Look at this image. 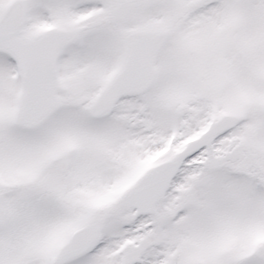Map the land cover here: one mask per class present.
<instances>
[{"label":"snow or ice","instance_id":"snow-or-ice-1","mask_svg":"<svg viewBox=\"0 0 264 264\" xmlns=\"http://www.w3.org/2000/svg\"><path fill=\"white\" fill-rule=\"evenodd\" d=\"M0 264H264V0H0Z\"/></svg>","mask_w":264,"mask_h":264}]
</instances>
